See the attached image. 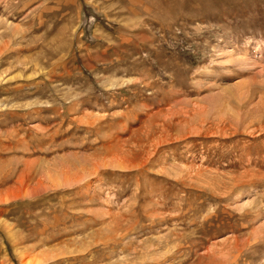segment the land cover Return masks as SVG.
<instances>
[{
	"label": "rangeland",
	"instance_id": "1",
	"mask_svg": "<svg viewBox=\"0 0 264 264\" xmlns=\"http://www.w3.org/2000/svg\"><path fill=\"white\" fill-rule=\"evenodd\" d=\"M0 264H264V0H0Z\"/></svg>",
	"mask_w": 264,
	"mask_h": 264
},
{
	"label": "bare ground",
	"instance_id": "2",
	"mask_svg": "<svg viewBox=\"0 0 264 264\" xmlns=\"http://www.w3.org/2000/svg\"><path fill=\"white\" fill-rule=\"evenodd\" d=\"M130 161V160H129ZM127 162V161H126ZM257 238V237H256ZM249 240V239H248ZM235 243V242H234ZM233 247H235V246H233ZM238 247V246H237ZM245 247V246H244ZM234 249V248H233ZM235 250V249H234ZM233 251V250H232ZM231 252V251H230ZM226 253V252H225ZM238 253V252H237ZM232 256V255H231ZM52 257V256H51ZM233 259V258H232ZM121 263V262H120Z\"/></svg>",
	"mask_w": 264,
	"mask_h": 264
}]
</instances>
